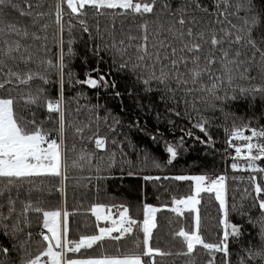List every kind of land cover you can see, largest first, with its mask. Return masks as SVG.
<instances>
[{
    "label": "snow or ice",
    "instance_id": "snow-or-ice-1",
    "mask_svg": "<svg viewBox=\"0 0 264 264\" xmlns=\"http://www.w3.org/2000/svg\"><path fill=\"white\" fill-rule=\"evenodd\" d=\"M212 2L214 12L204 7L203 0H181L178 7L173 6L172 0H0V235L13 238L16 241L15 251L19 254L13 258L12 249L0 245V264H156L154 257L173 255L186 257L185 264H197L198 246L209 257L203 264H216V254H221V264H232L230 237L239 239L243 233L239 226L229 223L226 178L223 175L215 179L204 175L173 177L177 181L195 182L194 194L184 199H174L176 207L170 209L177 215H183L185 211L195 213V231L181 229L175 233L176 237L183 238L182 242L186 245V250L177 252L151 245L153 232L158 228L156 213L159 209L144 205L143 239L133 237L129 241V254L110 256L102 253L99 258H72L70 253H79L81 249H91L94 245L103 249L106 239L120 241L132 234L134 229L139 231L138 221L130 216L129 208L120 205L117 219L112 217L111 207L97 204L92 209L96 220L110 222L111 227H99L98 234L86 235L76 241L67 239V212L45 210L42 202H28L34 191H42L38 178L59 177L61 182L68 178L69 164L64 145L66 116L62 107L67 67L63 48L65 15L75 14L79 18L81 31L91 36L84 17L88 16L86 9H92L95 35L103 42V47L121 57V67H127L131 62L134 69L142 68L146 74L143 80L145 85L156 81L175 94L177 88L169 84V81H175L189 95L197 91L207 92V97L199 99L212 108L216 107L212 100L223 99L217 95V91L225 82L232 89L231 99L237 98V92L242 96L255 97L258 94L264 99V84L232 87L236 80H245L250 84L253 79L264 81V7H259L257 0ZM260 3L264 4V0H260ZM65 5L70 13L65 12ZM197 11L203 15L198 16ZM146 15L151 19H145ZM136 17L140 18V22L136 21ZM126 20L131 22L126 25ZM53 25L55 32L52 35L61 48L58 63L45 59L49 50L48 32ZM72 27L69 22V34ZM67 43L71 45V36ZM68 54H73L70 47ZM53 70L61 86V95L55 100L47 98L41 84L32 86L34 81H40L42 85L52 83ZM205 77L212 81L211 87L203 84ZM77 82L86 83L92 88L108 84L103 75L98 79ZM21 86H25L26 91ZM13 92L16 95H12ZM227 95L226 92L225 97ZM193 99L195 101L196 98ZM21 103L26 108L35 105L45 107L48 113H56V126L46 127L45 121L39 120L36 112L21 111ZM176 114L180 115L178 112ZM205 123L197 122L195 127L207 134ZM84 127L88 125L76 127L77 134H82ZM109 130L116 131L111 125ZM53 132L56 138H53ZM188 135L191 136V132ZM231 135L246 142L243 146H236L235 152L241 156L246 148L244 158L252 162L250 166L255 169L254 162L264 159V143L251 141L253 138H264V129L251 130L250 135H245L243 129H236ZM90 139L95 148L107 149V136L100 137L94 132ZM111 143L116 145L117 141L113 139ZM166 151L171 157L168 163H172L177 157V150L169 145ZM94 156L95 153L82 149L71 166L82 167L81 161L91 163ZM114 157L115 153H111L109 161ZM99 159L103 161L104 158ZM232 167L235 169L237 165L234 163ZM96 171H102L100 163L96 164ZM144 179L158 180L160 177L145 176ZM60 190L63 191V184ZM262 191L264 189L257 184L255 192L260 194ZM22 192L28 194L23 200ZM201 193H214L215 200L223 210L221 223L224 230L219 242H207L201 233L198 207ZM254 206L259 208L261 215L259 218L250 217L247 222L256 229V243L247 247L245 256L238 264H264V199ZM32 212L42 214V227L48 233H38L42 240L35 242V255L31 251L33 233L25 231V225L29 229L32 227L29 220V213ZM141 244L144 245L143 250Z\"/></svg>",
    "mask_w": 264,
    "mask_h": 264
},
{
    "label": "trees",
    "instance_id": "trees-1",
    "mask_svg": "<svg viewBox=\"0 0 264 264\" xmlns=\"http://www.w3.org/2000/svg\"><path fill=\"white\" fill-rule=\"evenodd\" d=\"M180 2L181 0H172L174 7H178ZM203 4L209 11H215L212 0H203ZM257 4L264 7L260 0H257ZM86 11L88 16L84 19L88 21L91 36L81 31L79 18L75 14L64 16L66 29L63 34L65 40L63 48L67 67L62 107L66 116L64 145L69 164L68 178L63 182L59 177L38 178L37 182L42 191H34L28 202L34 204L42 202L45 210L67 212V239L76 241L83 236L97 234L99 227L107 226L106 222L97 221L92 213L97 204L111 207V215L117 219L120 205L129 208L130 216L138 221L139 231L134 229L132 234L120 241L106 239L103 242V249L99 245H94L91 249L70 253L72 258H99L102 253L110 256L129 254L131 250L129 241L133 237H139L141 241L143 239L144 205L159 209L156 213L158 228L153 232L151 245L177 252L186 250V245L182 242L183 238L176 237L175 233L181 229L193 231L194 216L187 211L183 215H177L169 208L174 199H184L191 195L193 184L192 181H177L173 177L204 175L212 178L223 175L226 178L229 223L239 226L243 233L239 239L230 237L229 240L232 264H238L245 256L247 247L256 243V229L247 221L250 217L259 218L261 215L259 208L254 205L264 199V191L260 194L255 192L257 184L264 189V159L258 160L257 170L232 169L233 153L228 147L227 138L236 129H264V99L258 94L255 97L242 96L238 92L235 93L237 98L231 99L232 89L225 82L217 91V95L223 99L212 100L216 105L212 108L199 99L207 97V92L197 91L189 95L182 86L178 87L175 81H169L172 88H177L175 94L156 81L145 85L143 80L146 74L142 68L134 69L131 62L127 67H121V57L103 47V42L95 35L93 10ZM65 12L70 13L66 5ZM196 14L203 15L199 11ZM145 19L150 20L151 17L146 15ZM101 21L103 26V18ZM136 21L140 22V18L136 17ZM69 22L73 25L70 34L67 31ZM124 22L127 25L131 21ZM133 31L137 33L136 29ZM53 32L55 25L48 32L49 50L46 55L43 53L42 55H45V59L58 63L61 48L53 37ZM69 36L72 39L71 45L67 43ZM69 47L72 49L71 55L68 54ZM101 75L108 82L107 86L99 85L92 88L86 83L77 82L90 78L98 79ZM51 80L53 82L47 85L34 81L32 86L41 84L47 98L55 100L61 95V86L57 82L55 70L52 71ZM211 83L210 79L204 78L205 86L211 87ZM260 84H264V81L253 79L250 84L245 80H236L232 87H252ZM12 95L16 93L13 92ZM20 109L36 112L38 119L45 121L46 127L56 126L57 114L48 113L45 107L31 105L26 108L21 103ZM177 112L180 115H177ZM205 121L207 134L195 127L197 122ZM85 124L88 127H84L82 134H77L76 127H83ZM110 125L116 129L115 132L109 130ZM94 132L100 137H108L106 150L95 148L90 139ZM189 132L191 136L188 135ZM53 138H56L55 132ZM113 139L117 141L116 145L111 143ZM169 145L177 150V157L172 163H168L171 157L166 151V146ZM82 149L87 153H95V156L91 163L81 161L82 167H72ZM111 153H115V157L109 161ZM100 157L104 158L103 161L99 159ZM97 163L101 164L102 171H96ZM157 164L160 166L157 167ZM145 176L160 179L145 180ZM61 184L63 191L60 190ZM27 195L26 192H22L21 199H25ZM198 207L203 238L207 242L221 241L224 230L221 221L224 214L214 194L201 193V203ZM29 220L32 227L29 229L25 225V231L30 230L33 233L31 251L35 255L37 249L35 242L42 240L38 233L41 231L45 233L42 227V214L29 213ZM0 245L12 249L13 258L19 255L15 251L16 241L13 238L0 235ZM143 248L144 245L141 244V250ZM197 253H199L197 264H203V261L209 258L206 251L199 246ZM193 255L196 256V253ZM216 256V264H221V254ZM143 259L149 260L148 257ZM153 259L156 264H185L187 258L173 255Z\"/></svg>",
    "mask_w": 264,
    "mask_h": 264
},
{
    "label": "rangeland",
    "instance_id": "rangeland-1",
    "mask_svg": "<svg viewBox=\"0 0 264 264\" xmlns=\"http://www.w3.org/2000/svg\"><path fill=\"white\" fill-rule=\"evenodd\" d=\"M244 130V134L245 135H250V132L251 130H247V129H243ZM261 142V143H264V138H253V140L251 142L253 143H256V142ZM227 143H228V147L231 149L232 153H233V162L231 163V168L234 169L232 167V165L235 163L237 165V168H235L234 170H241V171H245V170H249V171H252V170H257L258 169V160L255 161V169H253V167H251V163L250 161L246 160L244 157L247 155V151H246V148L244 149V151L242 152L241 156H237L236 155V152H235V147L236 146H243L246 144L245 141L243 140H240V139H235L233 138V136L230 134L227 138ZM253 153L255 154V150H253ZM186 176H195V175H186ZM211 178V177H210ZM215 178H218V177H212V179H215ZM192 193L191 194H194V188H195V182L192 181ZM214 194V193H213ZM214 197H215V194H214ZM218 202V201H217ZM219 203V202H218ZM150 206V205H149ZM151 207H154V206H151ZM176 207V205L174 203H172L171 208H174ZM156 208V207H155ZM105 212H107V210H105ZM223 212V210H222ZM224 214V213H223ZM193 216H194V230L195 231V213H193ZM113 217V216H112ZM101 222H105L103 220H101ZM107 223V226L105 227H111V223L110 222H106ZM46 230V229H45ZM47 231V230H46ZM98 234V233H97Z\"/></svg>",
    "mask_w": 264,
    "mask_h": 264
},
{
    "label": "crops",
    "instance_id": "crops-1",
    "mask_svg": "<svg viewBox=\"0 0 264 264\" xmlns=\"http://www.w3.org/2000/svg\"><path fill=\"white\" fill-rule=\"evenodd\" d=\"M45 233L48 234L46 230H45Z\"/></svg>",
    "mask_w": 264,
    "mask_h": 264
}]
</instances>
